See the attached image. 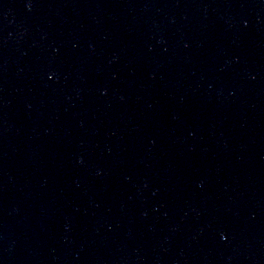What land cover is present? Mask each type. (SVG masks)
Listing matches in <instances>:
<instances>
[{"label":"water","instance_id":"1","mask_svg":"<svg viewBox=\"0 0 264 264\" xmlns=\"http://www.w3.org/2000/svg\"><path fill=\"white\" fill-rule=\"evenodd\" d=\"M0 264H264V0H0Z\"/></svg>","mask_w":264,"mask_h":264}]
</instances>
